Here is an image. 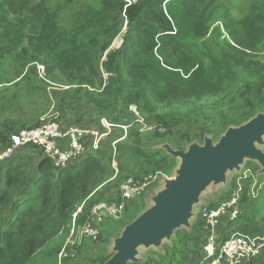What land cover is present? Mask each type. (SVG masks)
Listing matches in <instances>:
<instances>
[{"label": "trees", "instance_id": "1", "mask_svg": "<svg viewBox=\"0 0 264 264\" xmlns=\"http://www.w3.org/2000/svg\"><path fill=\"white\" fill-rule=\"evenodd\" d=\"M225 3L232 1L101 0L100 8L86 5L63 16V6L48 0H0V70L8 56L15 58L13 72H0V78H12L0 79V149L10 146L14 134L39 125L46 111L36 112L37 118L27 122L3 116L22 103L24 90L34 91L38 109L50 103L47 87L71 90L93 105L98 111L96 124L105 117L114 130L120 129L108 138L111 142L124 137L117 144L122 155L137 145L145 159L131 171L138 178L150 170L170 172L173 166L167 156L158 157L160 151L153 146L169 140L173 126L187 121L197 131L194 137L203 141L206 135L221 136L264 112V56L259 49L264 42V0L254 10H238L242 15L238 19ZM215 14L221 15L218 21L223 26L213 27ZM118 37L121 42L114 47ZM25 59L29 61L25 69L33 63V72L19 78L17 63ZM38 63L43 66L44 85L34 81ZM59 104L65 111L70 105L67 96ZM125 110L133 118L126 117ZM73 115L77 121L83 119L80 113ZM121 123L129 126L125 135ZM183 138L190 140L191 134ZM88 147L79 163L67 168L55 167L32 143L21 148L22 157L35 154L38 163L36 157L24 159L23 165L12 159L0 161V264H27L66 227L69 231L76 207L94 182L112 174L110 153L100 150L96 156ZM27 164L37 165L36 176H29ZM94 204L87 202L78 224L86 221ZM181 244L186 250L179 248ZM65 245L66 241L60 251ZM192 247L202 253L194 233L182 229L164 251H158L157 259L151 249L140 261L128 264H180L177 255ZM109 257L100 251L91 262L104 264Z\"/></svg>", "mask_w": 264, "mask_h": 264}, {"label": "rangeland", "instance_id": "2", "mask_svg": "<svg viewBox=\"0 0 264 264\" xmlns=\"http://www.w3.org/2000/svg\"><path fill=\"white\" fill-rule=\"evenodd\" d=\"M50 4L57 6L59 4H61L63 6V16L69 15L71 14L73 11L84 7L86 5H92L96 8H100L101 7V0H48ZM128 1H132V0H128ZM232 4L228 5L227 3H225L228 7H232L234 10V15L235 17L238 19L240 16L238 13V10L240 9H247L249 11L254 10L255 8V4L260 2L261 0H231ZM221 15L215 14L214 19L216 20L214 22V26L217 25H222L223 23L221 21H218L220 19ZM224 29V27H223ZM213 30V28H212ZM121 42V37H118L115 42H114V47L118 46ZM260 49V54L264 56V42H262L259 46ZM29 61L27 59L20 61L18 69V72H20L22 75L19 77H23V74L29 73V72H33V63H30L27 68L25 69V65L28 64ZM11 64H15V58H12L10 56L7 57V64L5 66V68L3 70H0V72H4L6 73L7 71H12L13 72V67H11ZM36 67V79H34V81H36L39 84L44 85L43 81L41 80L43 75V70H42V64L38 63L35 65ZM40 71L42 73H40ZM24 72V73H23ZM2 74V73H1ZM3 81H10V79L12 78H0ZM234 88H237L238 85L236 83H234L233 85ZM65 91H62L60 89H51L50 87H47V93L49 95V100L50 103H44V105L38 109L37 105L34 104L33 101H35L36 99L34 98V91L30 92L29 90H24L23 91V97H21V104L13 111L12 108L7 109L4 113V115H8V116H12L14 117V119L16 120H21L22 122H27L30 121L31 119L36 117V112L39 111H44L46 110L40 117H39V122H41L42 118L47 115L49 112L51 111H61L63 113V116L65 117L66 115L70 117H73V121L70 124H67L65 122V126L64 128H69L70 126H77L83 129H88V130H92V131H98L100 134H104L100 139H99V145L98 147L100 148L99 150H105L108 151L110 153V156L112 158L113 161L110 162L111 168L113 170L112 174L108 177H101L99 178L97 181L94 182L93 187L91 188V190L88 192V194L86 195V197L83 199V201L78 204V206L76 207V210L74 211L77 212L79 210V208H81L80 213H82V211L84 212L85 208H86V204L89 201H92L93 204L101 201V200H106L109 198H113L116 199L118 198V196L120 195L121 192V186L123 185V183L130 179V178H138L136 175L131 174V171H134V169L138 168V165H143V161H145L144 158H142L141 156H139V150L137 149V145L133 144L132 147H129V150H131L134 154L138 155L140 157V159L136 158L138 156H132L130 155V153H132L131 151L129 152H125V154L122 155L121 153V149L117 146L118 142L121 141L124 137H122L121 139H117V140H113L110 142V139L108 137H110V135L113 133V136H116V134L120 133V129L117 128L114 130L115 127L112 128V130H110L111 127L107 128L103 125V119H107V118H102L101 119V123L100 125L102 127H100L99 124H96V122L93 120V118H97L98 117V111L95 107H93V105H87L85 104L80 98H78L77 96L71 94V93H64ZM235 92V91H234ZM63 96H67V103H69L70 105L66 106L65 105V111H63V109H61L60 104H59V100H61V98ZM125 113L126 117H130L133 118L132 114L128 111L125 110L123 111ZM81 114L83 116L82 120L77 121V117L74 116ZM124 114L122 113V118L125 121L129 122V119H124L125 118ZM37 118V117H36ZM35 118V119H36ZM34 119V120H35ZM33 120V121H34ZM108 120V119H107ZM33 121L29 122L28 124H31ZM109 121V120H108ZM120 128L122 130H124V135L128 132L129 130V126L126 124L121 123V125H119ZM123 126H126V130L123 128ZM111 131V133H110ZM187 132H189L191 134V138L190 140H186L183 138V134H186ZM197 132V131H196ZM195 129L193 128L192 124L185 121L184 123H181L179 125H175L172 128V131L170 134H168L169 136V140H167L166 142H163L161 144H158L156 146H153V148H157L159 149L160 153L157 155L158 157H162L164 155L167 156V159L169 161V164H172V169L170 170V172L165 173L163 172L164 175H167L168 177L173 175L174 172H176L174 169L177 166L178 160L177 158L173 157L172 155L169 154L168 150L164 147V145H170L172 148L176 149V150H187L189 149L190 145L194 144V143H200L203 144L204 140L201 141L199 138L194 137L195 135ZM209 136V135H208ZM216 139H214V138ZM213 140L214 143L218 142V140L220 139L221 136H219V134H215V136H213ZM119 138V137H118ZM200 140V141H198ZM175 141V142H172ZM87 143L88 146H91V150L94 149V145L92 143V140L89 139L87 140V142L85 141L84 144ZM4 149H0V152H2ZM20 151L22 153H24V151L22 149H19L16 154L14 155L13 159L11 160V162L13 164H17V165H23L24 161L23 159H21L20 157L22 156V153H20ZM127 153V154H126ZM151 154V153H150ZM247 162L245 163L243 170L245 169ZM253 164H255L256 166L257 163L256 162H252L251 165L253 167L254 173L257 174L256 169L254 168ZM28 174H32V171L36 170V167H29V165H26ZM124 169V171L122 172L121 169ZM259 168V167H258ZM159 172V171H154V170H150L148 171V173H141V175L146 174L145 176H143L142 178H138V179H143L145 177L147 178H153L154 175ZM175 174V173H174ZM237 175H239V173H234L232 176L236 177ZM29 177V176H28ZM230 177V176H229ZM261 181H264V175H262L261 177ZM231 182V181H229ZM160 186L159 184V180L154 183L152 186H150L142 195H139L137 197H135L133 200H131L128 204L127 207L122 215V217L118 220H116L115 218H110L107 216H103V221L100 224V236L98 238L97 241H93L91 238L89 237H85V238H81V242L80 244H76L79 245L78 246V250L76 249V254L75 255H70L67 258H60L59 256V251L62 248L63 244L65 243V241H68L70 238V229H71V223L68 226L69 231L67 230V227L65 230H63V232L59 235H57L56 237H54L52 240H50L43 248L39 249L38 252L32 257V259L27 263V264H92L91 259L93 257L96 256V254H99L100 251L103 252V254H106V256H110V252L113 249V247L115 246V242L116 239L118 237L121 236L123 230L125 229V227L130 224L132 221H134L140 214H142L147 208H149L151 202L149 200V197H152L153 192ZM211 185H209L208 187H206L205 190H203L202 194L204 192H208L210 191V187ZM250 186V185H249ZM243 188H244V184H243ZM253 191V189H252ZM252 193V192H251ZM257 195V192L255 193ZM259 198V197H258ZM109 200V199H108ZM203 203V202H202ZM207 202H205L204 204H206ZM200 207L201 204L198 206H195V211L197 214H199L200 211ZM202 209V207H201ZM88 212L85 215V218H87ZM86 220V219H85ZM226 222L227 224L230 222V218L226 216ZM235 224L232 223V226L230 228V230L232 229L233 225ZM222 229V224H219L216 228L217 230H221ZM240 229L246 231H249L248 227H245V223L240 225ZM182 230V229H177V231H175V234H173V236L169 239L171 241H174L177 233ZM201 233L203 234V238L205 239L207 231L205 230V228H203L201 230ZM76 236L73 238L78 237V241H79V236L77 233H75ZM168 240V239H166ZM77 242V241H76ZM168 243V241L163 242L162 247L163 249H156L154 247H152V255H154V257L157 259L158 255L161 254L158 251H164V246ZM183 246V244L180 245V249H182L181 247ZM151 249H143V247L139 248V250H141V257L144 258L145 253L148 250ZM156 251V252H155ZM164 253V252H162ZM73 256V257H72ZM199 264V262H197Z\"/></svg>", "mask_w": 264, "mask_h": 264}, {"label": "water", "instance_id": "3", "mask_svg": "<svg viewBox=\"0 0 264 264\" xmlns=\"http://www.w3.org/2000/svg\"><path fill=\"white\" fill-rule=\"evenodd\" d=\"M164 147L179 159L175 174L159 177L149 208L125 227L104 264L138 262L142 259L139 248L162 250L163 242L171 244L177 229H191L195 206L203 202V195L228 187L230 177L241 172L247 160L260 164L259 174L264 173V112L229 127L216 143L206 135L203 144L194 143L187 150ZM209 185L210 191L202 194Z\"/></svg>", "mask_w": 264, "mask_h": 264}, {"label": "built area", "instance_id": "4", "mask_svg": "<svg viewBox=\"0 0 264 264\" xmlns=\"http://www.w3.org/2000/svg\"><path fill=\"white\" fill-rule=\"evenodd\" d=\"M40 73L42 72L40 71ZM130 109L139 115L136 105H132ZM60 118L59 111H51L42 118L39 125L14 134L10 146L0 152V161L13 159L19 149L32 143L43 149L45 156L54 162L55 167L67 168L76 166L80 157L86 153L88 145L87 143L84 144L85 141L87 142V140L91 139L94 145L93 150L98 151L100 149L98 147L99 139L104 134L77 126L64 128ZM103 125L107 128L111 127L110 130L114 127V124L107 119H103ZM123 128L127 129L126 126H123ZM62 139L68 140L64 147L60 146V140ZM161 175H163V172L159 171L153 178H130L126 180L121 186L119 197L96 202L91 209L90 215L82 224L77 223V216L81 211V208H79L73 214L71 233H69L70 238L60 251V258L74 255V247L76 244H80L81 238L89 237L93 241H97L100 236V224L103 221V216L115 218L116 220L120 219L127 204L135 197L142 195L159 180ZM243 191V185L238 183L237 188L234 189L227 200L220 202L214 207L209 203L202 206L200 216L203 226L207 230V236L202 247L199 264H223L225 262L228 264H240L244 259L258 257L264 249V236L252 237L236 230H232L229 236L221 242L217 240L216 228L222 217L227 216L230 218L231 223H236L243 215L244 207L241 203ZM75 233L78 234L79 241L78 237L73 238L76 236Z\"/></svg>", "mask_w": 264, "mask_h": 264}, {"label": "crops", "instance_id": "5", "mask_svg": "<svg viewBox=\"0 0 264 264\" xmlns=\"http://www.w3.org/2000/svg\"><path fill=\"white\" fill-rule=\"evenodd\" d=\"M68 88L69 87H66L65 89ZM68 93H71V90H68ZM60 117H61L60 121L65 126V122L67 121L68 118L66 116L64 117L62 114L60 115ZM72 121L73 120L68 119L66 123L70 124ZM67 143H68L67 139L60 140L61 147H64ZM35 157H36L35 154H31V157H25L24 159L26 161H30V160H34ZM20 158L23 159L22 156ZM24 159H23L24 163H27ZM34 161L38 163L39 158L36 157ZM246 162L247 164L245 166V169L243 170L242 168L241 172H239V175H237L236 177L233 176L230 177L231 182L229 183L228 187L220 188L216 193H206L203 195V203H201V207L204 205L205 202L211 205L214 204L216 206L220 202L227 200L231 196L234 189L237 188L238 183H241L242 185L244 184V191L242 194V205L244 207L243 215L233 225L231 230L230 228L232 226V223L229 222L227 224L225 216L221 218L219 224H222V229L216 231L217 240L219 242H221L224 238L228 237L229 234L232 232V230H236L239 233L248 234L252 237L264 236V181L263 182L261 181V177L262 175H264V173L259 174V171L262 169V167L256 161L247 160ZM252 162H256L258 165L256 166L255 164H253L254 168L257 171V174L254 173L253 167L251 165ZM36 164L31 166V167H36V170L32 171V174H30L31 173L30 172L29 176L33 177L37 175L36 172L38 167ZM256 192L257 195L255 194ZM201 207L199 214H196V218L192 220L191 229L184 228L187 230L188 233H194V237L198 238L199 240L200 248L201 246L203 247V244L206 240V237L204 239L203 234L201 233V230L205 228L203 226V221L200 216L202 210ZM243 223H245V227L249 228V231L245 232L244 230L240 229V225ZM181 248L182 250H186L184 246H182ZM201 255L202 253H200L199 250L196 249V247H192L191 249H189L187 253H184L183 251L182 253L177 255L176 262L177 263L179 262L180 264H198L197 262L200 261ZM223 264H228V263L225 262ZM240 264H264V249L261 251L258 257L244 259L240 262Z\"/></svg>", "mask_w": 264, "mask_h": 264}, {"label": "clouds", "instance_id": "6", "mask_svg": "<svg viewBox=\"0 0 264 264\" xmlns=\"http://www.w3.org/2000/svg\"><path fill=\"white\" fill-rule=\"evenodd\" d=\"M89 147L91 149V146H89ZM91 151H93L96 156H99L100 155V152H99L100 150H98V151L91 150Z\"/></svg>", "mask_w": 264, "mask_h": 264}]
</instances>
